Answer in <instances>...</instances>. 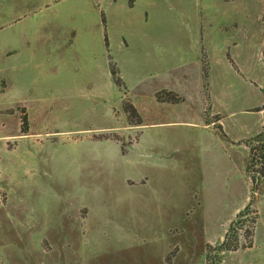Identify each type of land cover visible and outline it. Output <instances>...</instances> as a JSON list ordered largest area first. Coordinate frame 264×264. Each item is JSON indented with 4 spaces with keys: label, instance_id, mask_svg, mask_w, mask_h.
Instances as JSON below:
<instances>
[{
    "label": "rangeland",
    "instance_id": "obj_1",
    "mask_svg": "<svg viewBox=\"0 0 264 264\" xmlns=\"http://www.w3.org/2000/svg\"><path fill=\"white\" fill-rule=\"evenodd\" d=\"M0 264H264V0H0Z\"/></svg>",
    "mask_w": 264,
    "mask_h": 264
},
{
    "label": "trees",
    "instance_id": "obj_2",
    "mask_svg": "<svg viewBox=\"0 0 264 264\" xmlns=\"http://www.w3.org/2000/svg\"><path fill=\"white\" fill-rule=\"evenodd\" d=\"M244 215V211H239L236 215V219L234 221L231 222L230 226H229V229H228V232L231 233L232 231H234V233H236V230L238 229V226H236V223L238 221V219L240 218V216L242 217ZM228 237H229V234H228ZM225 243V242H224ZM222 244L223 245V248H222V251H225V249L227 250V248H224L225 247V244Z\"/></svg>",
    "mask_w": 264,
    "mask_h": 264
},
{
    "label": "crops",
    "instance_id": "obj_3",
    "mask_svg": "<svg viewBox=\"0 0 264 264\" xmlns=\"http://www.w3.org/2000/svg\"><path fill=\"white\" fill-rule=\"evenodd\" d=\"M24 134H26V135H27V133H24ZM3 136L9 137V136H11V135H3Z\"/></svg>",
    "mask_w": 264,
    "mask_h": 264
}]
</instances>
